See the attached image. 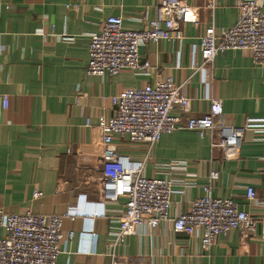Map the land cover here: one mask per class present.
<instances>
[{"label":"crops","instance_id":"1","mask_svg":"<svg viewBox=\"0 0 264 264\" xmlns=\"http://www.w3.org/2000/svg\"><path fill=\"white\" fill-rule=\"evenodd\" d=\"M197 22L185 38L140 47L151 69H127L116 76L89 75L91 35L109 16L140 29L158 16V0H0V208L40 214L75 210L63 225V251L56 264H112L109 231L117 227L120 203L100 201V132L96 125L114 115L110 97L171 76L192 99L188 113L176 111L181 128L165 133L147 162L149 176L172 164L185 171L173 195V212L186 211L210 184L215 197L231 198L258 217L264 200V70L248 49L202 63L201 37L214 24L218 33L233 26L236 0H188ZM9 97L7 108L4 96ZM211 98L222 102L219 123L246 127L237 157L226 158L211 136L186 129V118L207 113ZM90 119L93 126H85ZM121 152L145 156L144 145L115 137ZM212 170L219 177L210 179ZM190 185V187H185ZM253 186L257 201L247 198ZM35 191L43 196L34 198ZM97 212L98 216H93ZM111 214V215H110ZM74 232L71 237L70 233ZM2 231H0V235ZM119 264H264V239L229 230L203 248L200 233L176 232L171 220L142 227L116 248Z\"/></svg>","mask_w":264,"mask_h":264},{"label":"built area","instance_id":"2","mask_svg":"<svg viewBox=\"0 0 264 264\" xmlns=\"http://www.w3.org/2000/svg\"><path fill=\"white\" fill-rule=\"evenodd\" d=\"M216 0H210L209 7ZM239 14L236 23L218 33L214 24L209 25L201 37L202 63L199 68L211 69L215 58L229 50L248 49L253 63L264 70V0H236ZM158 16L140 29L127 28L121 16L112 15L102 25L99 33L90 38L89 59L86 71L89 75L116 76L127 69H151L150 62L143 60L140 47L185 38L184 26L197 22L194 9L188 0H158ZM115 106L114 115L101 120L100 132V201L105 205L120 203L124 209L115 215L117 227L109 231V255L112 264L120 263L116 248L124 245L127 238L139 228H157L171 220L176 232L187 235L200 233L203 248L214 245L221 234L238 230L243 237L264 239V200L258 217L231 198L215 197L210 184L205 194L190 201L186 211L173 212L175 185L183 182L179 171L172 164L166 165L163 175L149 176L147 162L154 146L165 133L181 128L176 111L188 113L192 99L177 85L171 76L161 77L154 84L129 88L110 97ZM9 97L4 96V107ZM222 102L211 98L207 113L186 118V129L196 131L201 137L211 136L212 146L224 150L226 158L237 157L246 127L227 126L219 123ZM85 126H93L87 119ZM144 145L146 155L133 157L120 151L115 137ZM210 179L219 177L212 170ZM186 182H183V185ZM190 187V185H185ZM247 198L257 201L253 186L247 187ZM43 196L35 191L34 198ZM75 210L65 213L40 214L30 210L9 213L0 208V264H56L63 251V225L66 218L75 219ZM95 212L93 216H98ZM111 215V214H110ZM74 236V232L70 233Z\"/></svg>","mask_w":264,"mask_h":264}]
</instances>
